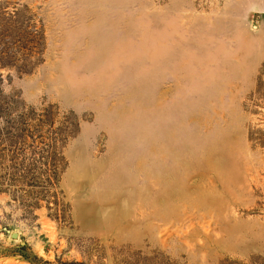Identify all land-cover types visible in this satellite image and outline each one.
<instances>
[{
  "label": "rangeland",
  "instance_id": "rangeland-1",
  "mask_svg": "<svg viewBox=\"0 0 264 264\" xmlns=\"http://www.w3.org/2000/svg\"><path fill=\"white\" fill-rule=\"evenodd\" d=\"M0 185V264H264V0H0Z\"/></svg>",
  "mask_w": 264,
  "mask_h": 264
},
{
  "label": "water",
  "instance_id": "water-1",
  "mask_svg": "<svg viewBox=\"0 0 264 264\" xmlns=\"http://www.w3.org/2000/svg\"><path fill=\"white\" fill-rule=\"evenodd\" d=\"M13 238H17V234H14V235H13Z\"/></svg>",
  "mask_w": 264,
  "mask_h": 264
},
{
  "label": "trees",
  "instance_id": "trees-1",
  "mask_svg": "<svg viewBox=\"0 0 264 264\" xmlns=\"http://www.w3.org/2000/svg\"><path fill=\"white\" fill-rule=\"evenodd\" d=\"M0 192H3L1 185H0Z\"/></svg>",
  "mask_w": 264,
  "mask_h": 264
}]
</instances>
